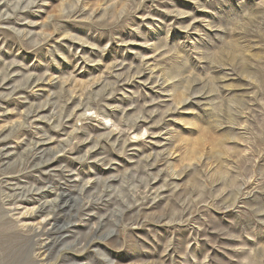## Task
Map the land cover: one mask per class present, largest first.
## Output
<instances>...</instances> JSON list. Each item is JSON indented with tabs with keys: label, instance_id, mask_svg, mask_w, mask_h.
Instances as JSON below:
<instances>
[{
	"label": "rangeland",
	"instance_id": "374dc122",
	"mask_svg": "<svg viewBox=\"0 0 264 264\" xmlns=\"http://www.w3.org/2000/svg\"><path fill=\"white\" fill-rule=\"evenodd\" d=\"M0 264H264V0H0Z\"/></svg>",
	"mask_w": 264,
	"mask_h": 264
},
{
	"label": "bare ground",
	"instance_id": "6f19581e",
	"mask_svg": "<svg viewBox=\"0 0 264 264\" xmlns=\"http://www.w3.org/2000/svg\"><path fill=\"white\" fill-rule=\"evenodd\" d=\"M15 28V27H14ZM152 74V73H151ZM79 107H82L81 109H83V111H85V110H88L90 107H91V101L90 100H88V102H81L80 104H79ZM82 111V113H80V114H84V112ZM29 111H27L26 112V115L24 116V119L22 120V121H20L17 125L18 126H24V124L25 123H27V121H28V116H29ZM131 125V127H133V128H136V129H138V124L137 123H134V124H130ZM74 135L75 134H72L69 138H68V140H66V143L65 144H62L61 145V147L63 148V147H65L66 145H69V144H71L72 143V140L74 139ZM114 137L115 136H112V134H109L107 137H106V139H107V142H110L111 140H113L114 141V144L116 145H120L122 148L124 147V145H125V142H122V141H119V138L117 137V138H115L114 139ZM40 141H33L32 143H31V145L33 144H37V143H39ZM99 142V141H98ZM40 158V157H39ZM43 159L44 158H42L41 157V164H43V163H45V161H43ZM43 162V163H42ZM28 191V190H27ZM59 198H60V195L58 194V195H56V197H54L53 199H49V196L47 195V194H45L44 196H43V201H41L40 202V204L38 205V207H37V210H38V212H44V213H46L47 215H51V216H53V218L55 219L56 218V212H55V208L57 207V202H58V200H59ZM58 208V207H57Z\"/></svg>",
	"mask_w": 264,
	"mask_h": 264
}]
</instances>
